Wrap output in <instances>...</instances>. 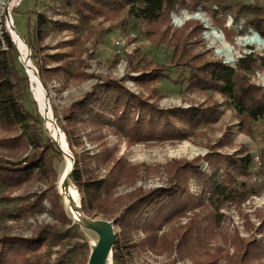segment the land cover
<instances>
[{"label": "trees", "instance_id": "obj_1", "mask_svg": "<svg viewBox=\"0 0 264 264\" xmlns=\"http://www.w3.org/2000/svg\"><path fill=\"white\" fill-rule=\"evenodd\" d=\"M66 1L83 20L95 19L102 14L107 15V18L109 15L114 17L126 11L129 17L147 22L150 27L168 24L170 13L176 5L196 7L211 0ZM259 10V6L255 10H247L245 23L264 39V21L252 17L253 12ZM4 19L0 34V128L11 138L1 139L0 148L13 152L25 149L29 154L18 160L0 155V188L17 191L32 182L43 183L47 186L46 191L34 194V201L23 206L19 212L35 210L43 213L44 202L48 201L51 205L49 213L56 224L40 225L27 237L1 234L0 264H70L60 249L56 252L54 263L51 262L53 250L62 248L66 240L72 239V232L80 233L76 225L66 229L70 219L56 188L58 169L64 162V156L44 128L41 115L27 108L29 77L20 66L18 48ZM50 24L47 15L37 14L36 42L43 40L46 35L44 28ZM62 27L60 30L80 29V26L72 25ZM167 44L174 48L172 64L176 68L177 78L172 80L171 69L162 66L151 72L144 71L140 77L134 78L140 86L174 81L176 86H186L187 90L218 92L234 106L241 118V125H251L264 118V87L252 85L249 77L256 68L264 67V55H245L233 67L222 61H209L204 55L191 54L178 43L173 46ZM35 48L36 44L32 48L31 60L47 89L53 80L60 83L57 92H62L69 81L98 79L92 89L81 99L73 101L59 119L69 148L75 156L71 182L81 194L83 213L87 217L93 214H101L106 218L113 216L114 197L118 188L125 184H136L139 177L138 167L130 165L124 158L117 159L114 150L109 148L105 141L109 130L126 138L129 145L150 141H181L189 138L199 127L209 126L217 118V106L163 108L159 104L160 97L153 101V98L142 94L136 95L116 80L100 79L78 69L68 53L48 54L45 57L38 52L36 54ZM153 95H156L155 91ZM85 137H89L91 142L101 141V150L93 155L87 151L78 154L77 150L84 146ZM203 161L208 163V172L200 170ZM252 164L250 154L238 158L210 153L192 161L174 160L165 165L164 170L169 176L166 185L147 191L136 188L128 195L130 203L115 220L120 234L113 248L114 263L126 264L127 257L139 247L135 243V236L143 235L141 245H147L157 254L175 245L176 250L191 257L193 264H218L215 259L211 262L205 260L209 256L197 249L201 241L204 242L199 222L192 221L161 236L160 232L165 225L185 218L195 210L209 212L212 208L211 213L218 214L225 205L244 201L245 197H237L236 186L240 178L250 174ZM102 169H107L104 177L99 175ZM192 181L198 188L197 192L192 191ZM8 199L2 197L0 203ZM14 216L20 217V213ZM14 216L10 217L14 219ZM236 238L232 257L234 263L264 264L263 243L256 240L245 243ZM89 255L88 250L84 254L86 262Z\"/></svg>", "mask_w": 264, "mask_h": 264}, {"label": "rangeland", "instance_id": "obj_2", "mask_svg": "<svg viewBox=\"0 0 264 264\" xmlns=\"http://www.w3.org/2000/svg\"><path fill=\"white\" fill-rule=\"evenodd\" d=\"M192 6L176 5L170 13L168 24H154L148 27L147 22L136 21L129 17L126 11L114 17L109 15L107 18V15L102 14L95 19L83 20L66 0H0V34L4 18L10 32L7 19V13L10 12L15 28L13 30L11 26L12 31L19 34L27 46L24 52L18 49L20 66L30 81L27 108L41 115L44 128L51 139L44 104L50 105L55 121L61 129L59 119L65 110L73 101L81 99L89 92L98 79L69 81L62 92H57L60 83L53 80L48 89L45 87L47 101L44 102L37 80L33 79L26 64L27 58H30L31 66L38 72L30 56L35 44L36 54L38 52L46 57L48 54L68 53L73 65L78 69L100 79L116 80L136 95L142 94L153 98V101L160 97L159 104L163 108L217 106L218 113L214 122L209 126L199 127L189 135V138L181 141H150L129 145L126 138L109 130L105 139L109 148L114 150L117 159L124 158L130 165L138 167L139 177L136 184H125L118 188L114 197L116 203L113 216L106 218L101 214H93L94 216L86 217L112 223L119 235L120 228L115 220L130 203L131 198L128 195L136 188L141 187L147 191L166 185L169 176L164 166L168 163L174 160L192 161L210 153L238 158L250 154L253 158L250 174L240 178L236 186L237 197H245L244 201L229 203L218 214L211 213L212 208L208 210L209 212L195 210L196 212L188 213L187 217L165 225L160 232L161 236L192 221L199 222L204 242L201 241L200 244L198 242L197 249L209 256L205 260L211 262L215 259L218 260V264H242L234 263L232 259L236 237L245 243L256 240L264 244V118L251 125L243 123L241 125V118L234 106L218 92L202 93L198 90H187L186 86H176L174 81H163L142 87L134 78L140 77L144 71L151 72L162 66L171 69L172 80L177 78L174 71L176 68L172 64L174 48H170L167 43L172 46L178 43L191 54L204 55L209 61H222L233 67H236L238 61L245 55H264V49L257 50L253 45L242 46L244 38L257 33L245 23L247 10H255V7L259 6L261 10L254 11L252 17L264 21V0H211L196 7ZM38 13L47 15L51 24L44 28L46 35L43 40L36 42ZM67 25L80 26V29L60 30L62 26ZM71 42L74 44L71 45ZM249 77L252 85L264 87V67L256 68ZM153 91L156 95H153ZM61 132L63 133L62 129ZM3 138L11 136L0 128V140ZM100 143L102 142H91L89 137H85L84 146L79 148L77 153L82 155L83 151H87L93 155L101 150ZM69 152L75 159L70 148ZM27 154L29 152L25 149L13 152L11 149L0 148L1 156L13 160L24 158ZM67 167L68 158L64 156V162L58 169L56 188L60 195L62 194L64 209L70 219L66 229H72L76 225L80 228V233L72 232V239L66 240L62 248L54 249L51 262L54 263L56 252L60 249L66 254L70 264H87L89 258L86 262L84 254L88 250L91 252L97 245L98 236L75 222L74 206L72 207L63 192ZM200 170L208 172L210 170L208 163L203 161ZM99 175L106 176L107 169H102ZM191 184L192 191L197 192L195 183L192 181ZM69 187L78 194L82 205L81 194L71 180ZM46 189L47 186L40 182L26 184L17 191L0 188V199L9 198L0 203V235L8 233L27 237L40 225L56 224L49 213L51 205L48 201L44 202L43 213L35 210L19 212L23 206L34 201V194L43 193ZM19 213L20 217L14 216ZM12 215L14 219L10 217ZM142 238L143 235L135 236V243L139 244V247L127 257L126 264H193L191 257L176 250L175 245L172 249L157 254L147 245H141ZM110 264H115L113 255Z\"/></svg>", "mask_w": 264, "mask_h": 264}, {"label": "bare ground", "instance_id": "obj_3", "mask_svg": "<svg viewBox=\"0 0 264 264\" xmlns=\"http://www.w3.org/2000/svg\"><path fill=\"white\" fill-rule=\"evenodd\" d=\"M12 23H13V19H12L11 15H10L9 25L12 26ZM14 34H15L17 43H18V45L20 47V50L22 52L26 51L27 50L26 44L21 40V38L17 37V34H16L15 31H14ZM242 41H243L242 46L253 45V46H255L257 48V50L264 49V41H262L261 39L257 38V36L255 34H252V36H250V37L244 38ZM26 64H27L28 69L30 70V72L32 74L33 79L37 80V83L39 85V91H40L41 98L44 100V102L47 101V98H46L45 93H44V89H43L40 81H38L36 70L34 69V67L31 66L30 61H29L28 58L26 60ZM44 106H45V109H46L45 114H46V120H47L48 128L51 131L53 139L59 144V146L67 154H70L67 142L65 140V136L58 129L59 128L58 125L55 124V118L53 116V112H52V109H51L50 105L45 103ZM67 158H68V167H67L66 174H65V181H64L65 183L63 184V192H64V195H66L68 197V199L70 200V203L72 204V207L74 206V219L78 223H80L82 226H85V227H98L100 225V223H101L100 220H98V219H93V220L92 219H87L86 220L82 216L81 208H80L81 205H80V202H79V199H78V194L72 188H70L69 184H68V175H69V173H70V171L72 169V162L73 161H72V156L71 155L67 156Z\"/></svg>", "mask_w": 264, "mask_h": 264}, {"label": "water", "instance_id": "obj_4", "mask_svg": "<svg viewBox=\"0 0 264 264\" xmlns=\"http://www.w3.org/2000/svg\"><path fill=\"white\" fill-rule=\"evenodd\" d=\"M9 10V8H8ZM10 12L7 13V19H8V28L10 29V33L13 37V41L14 43L16 44L17 48H19V45L17 43V40L15 39V36H14V33L12 31V28L13 30L15 29L14 26L12 25V28L11 26L9 25V18H10ZM17 34V33H16ZM255 35L261 39V37L255 33ZM17 37L20 38L19 34H17ZM263 40V39H262ZM264 41V40H263ZM30 56H31V53H30ZM29 61H30V58H29ZM36 74H37V77L42 85V87L44 88L45 90V86L44 84L42 83L41 79H40V76L38 74V72L36 71ZM55 124L56 121H55ZM60 131L61 129L58 128ZM65 136V134H64ZM65 140H66V136H65ZM52 141L55 142L58 147L60 148V151L63 153V155L65 157L69 156V154H67L60 146L59 144L53 139L52 137ZM67 141V140H66ZM68 145V143H67ZM69 149V148H68ZM72 169L68 175V184L71 180V176H72V173L74 171V167H75V159L74 157H72ZM62 195V194H61ZM81 208V213H82V216L87 220L89 218H87L84 213H83V209H82V205L80 206ZM76 224H78L79 226H81L82 228H85V229H88V230H91L93 231L94 233L97 234L98 236V242H97V245L91 250L90 252V256H89V259H88V263L87 264H110L111 262V258H112V255H113V248L116 244V240H117V233L115 232V229L113 227V224L110 223V222H107V221H102L100 220V225L98 227H85V226H82L80 223H78L76 220H75Z\"/></svg>", "mask_w": 264, "mask_h": 264}]
</instances>
